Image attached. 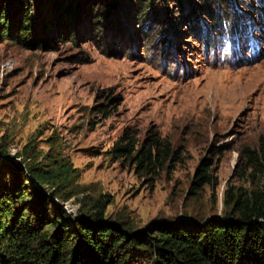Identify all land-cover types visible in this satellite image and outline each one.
Here are the masks:
<instances>
[{
  "label": "rangeland",
  "instance_id": "1",
  "mask_svg": "<svg viewBox=\"0 0 264 264\" xmlns=\"http://www.w3.org/2000/svg\"><path fill=\"white\" fill-rule=\"evenodd\" d=\"M77 1L71 41L37 22L29 46L0 40V191L16 186L9 162L26 176L17 182L24 205L7 222L34 212L75 221L100 201L106 220L153 231L161 221L222 217L228 192L264 190V0L215 7L220 22L262 23L261 56L239 64L208 54L203 36L219 22L195 13L208 2ZM1 2L16 19V0ZM28 2L31 17L47 18L49 0ZM125 129L137 149L156 136L169 144L162 165L145 172L113 154ZM205 158L209 181L193 187Z\"/></svg>",
  "mask_w": 264,
  "mask_h": 264
},
{
  "label": "trees",
  "instance_id": "2",
  "mask_svg": "<svg viewBox=\"0 0 264 264\" xmlns=\"http://www.w3.org/2000/svg\"><path fill=\"white\" fill-rule=\"evenodd\" d=\"M1 1L0 40L17 39L29 46L26 38L33 36L37 22L40 30L54 28L58 35L64 30L67 41H71L73 25L79 20L77 0H49L47 18L40 20L29 15L28 0H16L19 10L16 19L13 6ZM202 1L209 4L206 8L203 5L200 9L194 8L195 13L202 19H217L219 24L213 28L220 29L216 31L222 33L226 29L227 34H232L237 30L236 22L229 24L226 18L220 22L222 15L216 13L215 7H220L223 0ZM216 31L204 34V39L210 40ZM136 143L135 136L125 129L111 152L145 172L161 166L168 155L169 144H164L159 136L139 149ZM208 161L203 159L193 187L209 181ZM9 163L16 186L8 193L0 191V247H4L5 253L15 252L17 258L0 252L1 264H14L16 259L18 264H132L131 258L136 257L146 259L147 264H264V190L237 195L228 192L225 203L230 205V211L222 217L161 221L153 231L131 230L122 223L106 220L100 201H97V212L75 221L68 218L61 221L56 217L49 220L42 213L34 212L33 218L20 214L7 222V217L24 205L25 194L17 182L26 179L25 169ZM33 175L39 181L46 178L41 172ZM45 198L40 192L35 202L41 204Z\"/></svg>",
  "mask_w": 264,
  "mask_h": 264
}]
</instances>
